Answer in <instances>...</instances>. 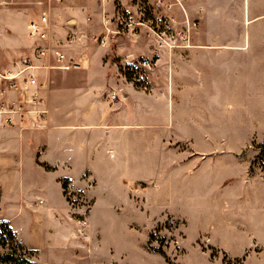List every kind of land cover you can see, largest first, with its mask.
Listing matches in <instances>:
<instances>
[{"label": "rangeland", "instance_id": "374dc122", "mask_svg": "<svg viewBox=\"0 0 264 264\" xmlns=\"http://www.w3.org/2000/svg\"><path fill=\"white\" fill-rule=\"evenodd\" d=\"M49 2L53 42L83 63L41 68L43 101L22 124L0 128V221L32 250L31 264H264V0H0V69L30 53L26 21ZM67 3L79 17L72 42L59 18ZM141 11L146 19L138 23ZM121 15L133 23L123 27ZM162 20L176 36L159 45ZM116 45L135 55L117 57ZM139 57L153 62L144 82L120 68ZM89 70L142 91L171 79L200 83L194 100L182 95L185 107L170 106L175 117L186 116L189 133L158 134L160 150L152 154L163 160V173L156 180L116 189L101 183L95 196L92 179H58L57 167L43 160L55 137L47 95L86 80ZM48 153L57 157V147ZM141 168L136 175H148L155 164L143 155Z\"/></svg>", "mask_w": 264, "mask_h": 264}, {"label": "crops", "instance_id": "0c3cea01", "mask_svg": "<svg viewBox=\"0 0 264 264\" xmlns=\"http://www.w3.org/2000/svg\"><path fill=\"white\" fill-rule=\"evenodd\" d=\"M120 3L124 5L125 0ZM67 4L68 9L59 15L61 25L67 29L74 26L78 33L79 17L75 9ZM59 45L62 47L64 44ZM114 53L117 57L135 55L133 51L120 45L114 47ZM70 56L78 57L83 63L84 56L73 53ZM103 70L105 71L104 67L101 68V71ZM94 71L96 70L87 72L91 77L86 80H69V83L59 85L57 92L52 91L46 96L51 108L47 119L57 123L50 125L48 121L47 127L55 137L43 152V160L57 167L58 179L64 177L78 183L92 179L96 183L93 190L95 196L101 183L116 189L138 178L156 180L163 173V160L159 162L158 157L152 154V150H155L158 156L160 150L158 134L189 133L183 129L187 125L190 126L189 122H185L186 116L180 112L181 114L175 117L173 112L170 113V106L185 107L181 101L182 95L187 94L190 101L194 100L196 92L192 91L200 83L192 80H181L177 83L171 79L166 80L164 84L151 82V88L142 91L120 79L108 78L107 74L105 77L95 78ZM44 72L39 70V74L43 73L48 82ZM111 92H115L118 98L111 100ZM53 101L57 102L55 110ZM192 112L190 111L188 116L196 120L197 112L191 114ZM42 123L39 125H45L44 121ZM193 124L199 125L198 122L191 123ZM0 128H4L1 117ZM143 134L146 142L142 145ZM51 146L57 147V157L48 159ZM143 155L146 164H155V168L150 170L148 175H136L139 174L136 172L137 168L142 169ZM41 204L38 207L47 208Z\"/></svg>", "mask_w": 264, "mask_h": 264}, {"label": "built area", "instance_id": "2783aa9c", "mask_svg": "<svg viewBox=\"0 0 264 264\" xmlns=\"http://www.w3.org/2000/svg\"><path fill=\"white\" fill-rule=\"evenodd\" d=\"M181 1L171 0L167 5L179 3L183 6ZM48 5L49 8L42 10L37 17L29 18L26 22V35L32 42L30 53L20 56L9 67L0 69V117L4 126L22 124L30 112V106H36L43 101L41 91L46 88L48 82L43 75L39 74L41 68L68 70L81 65V60L67 55L57 42H53L50 2ZM140 14L142 20L138 23L146 19L145 11H141ZM150 20L153 22L154 18ZM120 23L124 27L131 25L133 21L130 17L121 15ZM157 34L160 39L159 45L168 44V40H173L176 36L168 20H162V27ZM104 37L100 38L102 43L105 41ZM76 38V28L70 27L66 42H72ZM50 59H53V63H49ZM152 63V59L148 57H139L126 60L120 68L124 74L129 73L132 81L144 82L145 71L151 68ZM6 92H13L15 98H6ZM110 97L116 98V93L112 92Z\"/></svg>", "mask_w": 264, "mask_h": 264}, {"label": "trees", "instance_id": "16d2710c", "mask_svg": "<svg viewBox=\"0 0 264 264\" xmlns=\"http://www.w3.org/2000/svg\"><path fill=\"white\" fill-rule=\"evenodd\" d=\"M32 250L16 237L8 221H0V264H31Z\"/></svg>", "mask_w": 264, "mask_h": 264}]
</instances>
